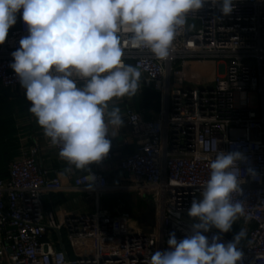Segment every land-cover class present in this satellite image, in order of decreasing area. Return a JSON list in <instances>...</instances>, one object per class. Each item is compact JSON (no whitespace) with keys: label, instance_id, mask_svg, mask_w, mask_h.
<instances>
[{"label":"built area","instance_id":"obj_1","mask_svg":"<svg viewBox=\"0 0 264 264\" xmlns=\"http://www.w3.org/2000/svg\"><path fill=\"white\" fill-rule=\"evenodd\" d=\"M27 35L17 13L0 45V86L5 89L24 90L10 64L11 53ZM128 35L124 33L123 39ZM124 62L141 72L137 93L150 88L160 95L155 116L127 110L135 151L114 165L109 136L107 158L89 165L95 177L91 185L87 169L69 186L58 177L50 178L36 163L35 149L13 160L6 178H0V264H149L156 251L170 250L171 233L178 242L191 234L198 221L188 211L194 198L202 199L209 164L219 151H239L245 157L238 162L242 192L234 193L233 199L244 203L248 219L241 217L233 225L241 221L246 230L239 244L242 264H264V0H235L228 16L206 4L197 14H189L167 60L156 59L146 48L129 46ZM116 171L129 177H123L127 184L110 185ZM71 191H89L95 197L94 210L57 222L44 209L43 196ZM110 191L153 193L154 226L134 223L124 210L112 214L101 209L99 196ZM62 229L74 258L62 243ZM202 234L211 241L220 233L212 228ZM220 235L221 242L231 241Z\"/></svg>","mask_w":264,"mask_h":264},{"label":"clouds","instance_id":"obj_2","mask_svg":"<svg viewBox=\"0 0 264 264\" xmlns=\"http://www.w3.org/2000/svg\"><path fill=\"white\" fill-rule=\"evenodd\" d=\"M206 4L223 16L235 9V0H0V45L20 13L28 35L11 53L10 67L30 102L29 112L68 171L87 169L91 185L95 177L89 165L107 158L108 137H116L113 129L124 124L120 108L110 105L135 96L141 77L138 67L124 62L125 48H146L167 60L189 14ZM243 160L239 151L217 153L202 199L194 198L188 211L198 221L191 234L178 242L171 233L170 250L156 251L149 264H242L239 244L246 230L226 244L220 234L230 232L241 217L248 219L244 203L233 199L242 192L238 162ZM212 228L220 234L209 241L202 233Z\"/></svg>","mask_w":264,"mask_h":264},{"label":"crops","instance_id":"obj_3","mask_svg":"<svg viewBox=\"0 0 264 264\" xmlns=\"http://www.w3.org/2000/svg\"><path fill=\"white\" fill-rule=\"evenodd\" d=\"M5 89V88H4ZM12 96V100L18 101L22 99L25 102L19 104L13 114L14 124L16 133L13 136L15 140V149L13 153V159H20L23 155L29 154L31 150L35 149L37 152L35 154V161L39 167L48 172L50 178L58 177L64 186H69L72 183V179L82 175L85 170H77L71 167V171H68L69 165L62 160L58 152L52 149L46 142L43 134V130L37 124L36 118L29 112L30 102L27 101L25 97L24 90L19 89H6ZM135 96L129 98L124 97L119 100L113 101L110 105L118 106L121 110V116L124 119V124L119 129H113L116 131V137H112L114 145L115 160L113 164L115 165L120 159L132 154L136 149L135 140L132 137L129 127L127 125L126 113L127 110H133L136 112H142L144 117L149 118L150 116L157 115L155 110H145L139 109L135 105ZM6 177V176H5ZM110 179L115 182L116 185L127 184L126 180L123 179L122 173L116 171L110 175ZM137 192H122V191H110L105 192L99 196V206L103 210H107L110 213L116 212V209L124 210L130 213L128 210L132 205L130 203V196ZM127 194V196L125 195ZM116 197L115 204L113 207H109L107 201L102 202V199L112 196ZM115 198V197H114ZM43 207L46 211H51L57 222H62L63 219L70 214L83 215L88 214L94 210L95 207V197L89 191H71L68 193H54L43 196ZM134 201V199H132ZM132 203V201H131ZM133 222L145 226L140 220L134 219ZM215 229V228H214ZM62 243L68 253L70 258H74L75 254L72 249V244L66 238L65 230H61ZM52 239L55 243L58 242V235L52 233ZM59 246V244H56Z\"/></svg>","mask_w":264,"mask_h":264},{"label":"trees","instance_id":"obj_4","mask_svg":"<svg viewBox=\"0 0 264 264\" xmlns=\"http://www.w3.org/2000/svg\"><path fill=\"white\" fill-rule=\"evenodd\" d=\"M16 101L12 100L10 93L0 86V107L4 110L2 117L0 118V178H6L8 165L14 160L13 153L15 149V140L13 136L16 133L13 114L16 110L12 103ZM135 105L139 109L155 110L159 111L160 95L150 88H143L139 93L135 95ZM237 224L232 226V230L228 233H223L231 241L233 237L240 231V227H236ZM217 230V229H216ZM218 231V230H217Z\"/></svg>","mask_w":264,"mask_h":264},{"label":"rangeland","instance_id":"obj_5","mask_svg":"<svg viewBox=\"0 0 264 264\" xmlns=\"http://www.w3.org/2000/svg\"><path fill=\"white\" fill-rule=\"evenodd\" d=\"M193 81H194V77L191 78V82ZM23 102H25V100L23 101L22 99H20L17 102L12 103V105L14 106V108H16L19 104ZM1 108L3 107H0V118L2 117L4 113V110L2 111ZM110 185L116 186L115 182L112 181L111 179H110ZM125 195L127 196V194ZM134 195L135 196L131 195L129 197L130 198L129 205H132V206L130 207L128 211L133 215L134 219L140 220L143 224H145L148 227H153L156 221V202H155L154 194L151 192H147L142 196L140 195V197L136 195V193ZM116 197L118 198L120 196L114 195L112 197H106L105 199H102V202L107 201L109 203V207L111 208L115 204ZM132 199H134V201ZM112 214H115V213H112ZM241 226H242V222L239 221L236 227H241Z\"/></svg>","mask_w":264,"mask_h":264},{"label":"water","instance_id":"obj_6","mask_svg":"<svg viewBox=\"0 0 264 264\" xmlns=\"http://www.w3.org/2000/svg\"><path fill=\"white\" fill-rule=\"evenodd\" d=\"M122 177H125V179H129V177L126 174H122ZM71 216H74L76 214H70Z\"/></svg>","mask_w":264,"mask_h":264}]
</instances>
